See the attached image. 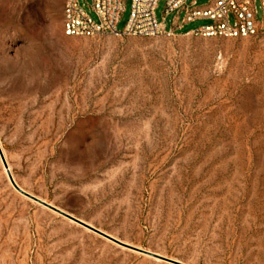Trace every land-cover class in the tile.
Listing matches in <instances>:
<instances>
[{
  "label": "rangeland",
  "instance_id": "obj_1",
  "mask_svg": "<svg viewBox=\"0 0 264 264\" xmlns=\"http://www.w3.org/2000/svg\"><path fill=\"white\" fill-rule=\"evenodd\" d=\"M65 3L0 0V146L18 186L168 259L264 264V32L197 36L212 23L197 20L174 35L68 37ZM131 12L127 0L118 31ZM0 264L169 263L22 196L0 157Z\"/></svg>",
  "mask_w": 264,
  "mask_h": 264
},
{
  "label": "built area",
  "instance_id": "obj_2",
  "mask_svg": "<svg viewBox=\"0 0 264 264\" xmlns=\"http://www.w3.org/2000/svg\"><path fill=\"white\" fill-rule=\"evenodd\" d=\"M94 20L80 4V0H66L64 8V33L68 37H94L102 34L117 37H156L174 35L197 20H210L211 24L191 30L197 36L245 38L264 32L263 24L256 21L255 0H214L205 8H191L187 0H167L163 22H158L156 9L160 0H132V12L123 31H118L127 0H91ZM197 0L192 3L196 5ZM264 9V0H261ZM177 12L172 29L165 27V19ZM184 13L183 18L180 15ZM234 23H231V18Z\"/></svg>",
  "mask_w": 264,
  "mask_h": 264
},
{
  "label": "water",
  "instance_id": "obj_3",
  "mask_svg": "<svg viewBox=\"0 0 264 264\" xmlns=\"http://www.w3.org/2000/svg\"><path fill=\"white\" fill-rule=\"evenodd\" d=\"M0 157H1L4 169H5L6 173H7V176H8V179H9L11 185L22 196H24V197L34 201L35 203H37V204H39V205H41V206H43V207H45V208H47L49 210L61 215L62 217L70 220L71 222H73V223H75V224L87 229L88 231H90V232H92V233H94V234H96V235H98V236H100V237H102V238H104V239H106V240H108V241H110V242L122 247V248L142 253L144 255H147L149 257H152L154 259H157V260L169 263V264H184V263H181V262H178V261H175V260H172V259H168V258H165L163 256H160V255L148 252V251H144L142 249L130 246L128 244H125L124 242H122V241L110 236L109 234H107V233H105V232H103V231L91 226L90 224H88V223H86V222H84V221H82V220H80V219H78V218H76V217H74V216H72V215H70V214L58 209V208H56L55 206H53L51 204H48L45 201H43V200L31 195L30 193L24 191L16 183V181H15V179H14V177H13L11 171H10V168L8 166V163L6 161V158L4 156V153L2 151L1 146H0Z\"/></svg>",
  "mask_w": 264,
  "mask_h": 264
},
{
  "label": "bare ground",
  "instance_id": "obj_4",
  "mask_svg": "<svg viewBox=\"0 0 264 264\" xmlns=\"http://www.w3.org/2000/svg\"><path fill=\"white\" fill-rule=\"evenodd\" d=\"M4 153V152H3Z\"/></svg>",
  "mask_w": 264,
  "mask_h": 264
}]
</instances>
